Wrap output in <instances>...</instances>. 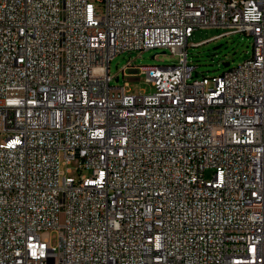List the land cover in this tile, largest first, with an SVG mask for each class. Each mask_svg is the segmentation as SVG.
<instances>
[{
    "label": "built area",
    "instance_id": "1",
    "mask_svg": "<svg viewBox=\"0 0 264 264\" xmlns=\"http://www.w3.org/2000/svg\"><path fill=\"white\" fill-rule=\"evenodd\" d=\"M198 29L251 54L206 86ZM0 136V264H264V0H0Z\"/></svg>",
    "mask_w": 264,
    "mask_h": 264
},
{
    "label": "rangeland",
    "instance_id": "2",
    "mask_svg": "<svg viewBox=\"0 0 264 264\" xmlns=\"http://www.w3.org/2000/svg\"><path fill=\"white\" fill-rule=\"evenodd\" d=\"M95 11L101 14V6H96ZM221 32L216 29H198L194 30L191 33V37L187 39L186 61L189 65L195 66L194 77H204L206 86L210 83L209 77L235 67L251 54L252 38L242 33L223 36L196 47L189 46L192 43L204 41ZM159 52H161L160 49H153L144 51L139 55L136 52L116 55L108 65V73L112 77L110 85L121 86L126 84L124 89L131 95L150 93L152 88L144 81V75L140 73L138 67L169 65L174 62V58L170 57L167 51H164L163 54H159ZM153 54L157 56L150 58ZM122 68L124 69L121 70ZM85 174L89 176L90 172ZM211 176V169L204 170L203 178L205 180H209ZM39 236L47 242L48 246H56L57 238L55 232L43 230L39 232Z\"/></svg>",
    "mask_w": 264,
    "mask_h": 264
},
{
    "label": "water",
    "instance_id": "3",
    "mask_svg": "<svg viewBox=\"0 0 264 264\" xmlns=\"http://www.w3.org/2000/svg\"><path fill=\"white\" fill-rule=\"evenodd\" d=\"M159 53H160V54H163L164 52L162 51V52H159ZM153 55H154V54H153ZM153 55H151L150 58H153Z\"/></svg>",
    "mask_w": 264,
    "mask_h": 264
},
{
    "label": "bare ground",
    "instance_id": "4",
    "mask_svg": "<svg viewBox=\"0 0 264 264\" xmlns=\"http://www.w3.org/2000/svg\"><path fill=\"white\" fill-rule=\"evenodd\" d=\"M192 35V34H191Z\"/></svg>",
    "mask_w": 264,
    "mask_h": 264
}]
</instances>
